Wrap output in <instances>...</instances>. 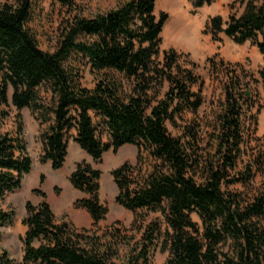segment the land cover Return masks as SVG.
<instances>
[{
  "label": "trees",
  "instance_id": "trees-1",
  "mask_svg": "<svg viewBox=\"0 0 264 264\" xmlns=\"http://www.w3.org/2000/svg\"><path fill=\"white\" fill-rule=\"evenodd\" d=\"M33 1L0 0V107L8 105L11 90L12 106L31 111L40 129L41 162L54 171L65 163L71 133L95 162L109 151L136 147L135 163L112 172L116 203L134 216L155 218L141 220L131 235L118 225L102 235L77 230L58 222L38 191L41 202L25 206L19 264H152L156 249L168 254L164 264H264V154H249L246 141L256 125L255 81L242 77L238 66L207 60L210 75L221 79L222 100L206 134L202 124L184 125L187 114L195 116L204 105V83L174 50L160 59L168 17L155 15L156 0H115L114 9L92 18L78 10L52 53L40 50L28 30ZM52 1L71 13L85 0ZM215 1L190 0L194 10ZM234 5L243 12L225 22L211 18L206 33L255 47L264 82V0ZM73 58L99 75L93 89L83 88L68 67ZM31 170L21 128L14 135L0 130V201L19 190ZM99 179L84 164L70 176L72 187L87 196L79 207L95 226L106 215L97 199ZM14 216L0 211V228L11 226ZM0 264L18 263L4 252Z\"/></svg>",
  "mask_w": 264,
  "mask_h": 264
},
{
  "label": "rangeland",
  "instance_id": "rangeland-1",
  "mask_svg": "<svg viewBox=\"0 0 264 264\" xmlns=\"http://www.w3.org/2000/svg\"><path fill=\"white\" fill-rule=\"evenodd\" d=\"M5 1L11 4L15 2V0H2V2ZM234 3L235 0H216L210 6L194 10L190 0H156L155 15L159 17L164 14L168 17L161 34L160 59L164 52L174 50L179 56L180 64L185 69L194 71L195 76L204 83L202 88L204 105L195 116L187 114L184 125L202 124L206 134H209L212 128L210 115L222 100L221 79L210 75L207 60L216 59V64L223 62L226 66H238L242 77L255 81L252 84V96L255 104L253 114H255L256 125L251 127L246 141L248 150H251L249 154L251 152L264 154V82L259 75L263 68V57L250 43L236 45L224 35H219L217 40H214L206 33L207 24L211 18L219 16L225 22L229 15L239 16L243 12V7L234 5ZM115 7V0H85L78 3L76 9L70 13L69 10L61 8L52 0H34L28 30L35 37L40 50L52 53L56 50L67 23L78 10L83 11L85 17L92 18ZM193 24H197L199 29L197 28L195 42L192 46L181 45L170 37L169 32L165 33L173 26H176L177 30H187ZM68 67L79 74V83L83 88L89 90L94 88L99 75L93 73L89 66L73 58L68 63ZM166 90L165 86L158 99L163 97ZM194 91L197 92L196 89ZM40 95L47 97L45 90H42ZM11 97L12 91L10 90L8 105L0 107V130L3 133L14 135L21 128L27 152L32 161V170L24 177L19 190L0 201V211L13 212L15 215L11 226L0 228V255L5 252L11 260L18 264L21 263L20 238L26 233V227L22 225L26 216L25 206L28 203L37 206L41 202V198L37 195L38 191L44 194L55 219L58 222H68L77 230L95 231L102 235L113 225H118V228L131 235L141 220L150 221L155 218L147 214L134 216L116 203L118 189L112 172L124 164L135 163L138 154L136 147L125 146L116 152L109 151L100 161L95 162L73 141L74 133H71L67 140L65 163L62 169L54 171L49 163L41 162L43 150L39 140L40 129L35 117L29 109L17 111L11 104ZM167 130L173 137L177 136L171 125H167ZM80 164L88 165L100 173L97 199L106 209V215L97 226L93 224L89 214L79 207V203L87 199V196L75 190L70 183V176ZM261 180V177L257 178V182ZM231 189L242 190L241 187ZM192 219L200 225L196 216H192ZM167 256L166 252L156 249L152 254V264H164Z\"/></svg>",
  "mask_w": 264,
  "mask_h": 264
},
{
  "label": "bare ground",
  "instance_id": "bare-ground-1",
  "mask_svg": "<svg viewBox=\"0 0 264 264\" xmlns=\"http://www.w3.org/2000/svg\"><path fill=\"white\" fill-rule=\"evenodd\" d=\"M191 26L192 27L187 28V30L185 29L186 31L182 29L183 27L181 28L182 30H177V27L173 26L172 28H168L165 33L169 32L170 37H172L173 40L179 42L181 45L192 46L195 42L198 26L197 24H193Z\"/></svg>",
  "mask_w": 264,
  "mask_h": 264
}]
</instances>
